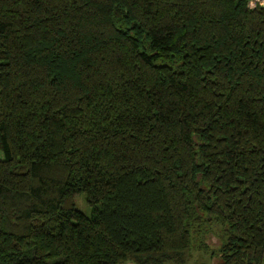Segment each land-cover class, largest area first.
<instances>
[{"label":"trees","instance_id":"trees-1","mask_svg":"<svg viewBox=\"0 0 264 264\" xmlns=\"http://www.w3.org/2000/svg\"><path fill=\"white\" fill-rule=\"evenodd\" d=\"M192 237L264 262V4L0 0V264H181Z\"/></svg>","mask_w":264,"mask_h":264},{"label":"rangeland","instance_id":"rangeland-1","mask_svg":"<svg viewBox=\"0 0 264 264\" xmlns=\"http://www.w3.org/2000/svg\"><path fill=\"white\" fill-rule=\"evenodd\" d=\"M74 205L84 212L86 215L90 214V206L85 202L84 192H77L73 197ZM219 229H213L219 235ZM198 237L191 238V247L189 250V257L181 264H216V254L214 252L215 244L208 243L204 248L198 249L195 247V242ZM162 264H173L169 261H165ZM264 264V262L260 263Z\"/></svg>","mask_w":264,"mask_h":264},{"label":"built area","instance_id":"built-area-1","mask_svg":"<svg viewBox=\"0 0 264 264\" xmlns=\"http://www.w3.org/2000/svg\"><path fill=\"white\" fill-rule=\"evenodd\" d=\"M256 3L264 4V0H248L249 6H254Z\"/></svg>","mask_w":264,"mask_h":264},{"label":"crops","instance_id":"crops-1","mask_svg":"<svg viewBox=\"0 0 264 264\" xmlns=\"http://www.w3.org/2000/svg\"><path fill=\"white\" fill-rule=\"evenodd\" d=\"M122 264H135V263L128 261V262H124Z\"/></svg>","mask_w":264,"mask_h":264}]
</instances>
